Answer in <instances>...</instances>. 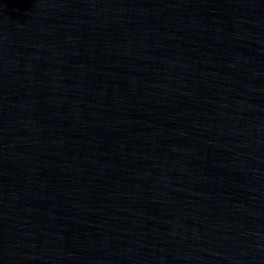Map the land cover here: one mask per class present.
I'll list each match as a JSON object with an SVG mask.
<instances>
[{"label": "water", "instance_id": "water-1", "mask_svg": "<svg viewBox=\"0 0 264 264\" xmlns=\"http://www.w3.org/2000/svg\"><path fill=\"white\" fill-rule=\"evenodd\" d=\"M0 264H264V0H0Z\"/></svg>", "mask_w": 264, "mask_h": 264}]
</instances>
